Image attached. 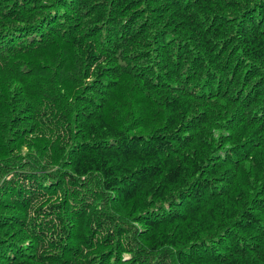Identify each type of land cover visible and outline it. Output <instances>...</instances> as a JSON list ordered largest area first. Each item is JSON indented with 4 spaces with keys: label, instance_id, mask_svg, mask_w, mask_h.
<instances>
[{
    "label": "trees",
    "instance_id": "16d2710c",
    "mask_svg": "<svg viewBox=\"0 0 264 264\" xmlns=\"http://www.w3.org/2000/svg\"><path fill=\"white\" fill-rule=\"evenodd\" d=\"M0 264H264V0H0Z\"/></svg>",
    "mask_w": 264,
    "mask_h": 264
}]
</instances>
